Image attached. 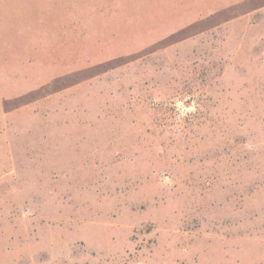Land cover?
Segmentation results:
<instances>
[{"label": "rangeland", "instance_id": "rangeland-1", "mask_svg": "<svg viewBox=\"0 0 264 264\" xmlns=\"http://www.w3.org/2000/svg\"><path fill=\"white\" fill-rule=\"evenodd\" d=\"M97 67L0 94V264H264V7Z\"/></svg>", "mask_w": 264, "mask_h": 264}, {"label": "crops", "instance_id": "crops-1", "mask_svg": "<svg viewBox=\"0 0 264 264\" xmlns=\"http://www.w3.org/2000/svg\"><path fill=\"white\" fill-rule=\"evenodd\" d=\"M263 7L264 0H0V94L24 105L101 64L133 61Z\"/></svg>", "mask_w": 264, "mask_h": 264}]
</instances>
